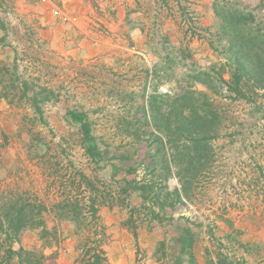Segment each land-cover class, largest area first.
Here are the masks:
<instances>
[{
    "label": "rangeland",
    "instance_id": "374dc122",
    "mask_svg": "<svg viewBox=\"0 0 264 264\" xmlns=\"http://www.w3.org/2000/svg\"><path fill=\"white\" fill-rule=\"evenodd\" d=\"M164 1L0 0V82L8 80L13 106L0 111V162H12L23 177L2 190L26 192L50 209L54 197L40 198L41 176L55 162L61 173L68 167L109 181L110 164L121 177L125 165L143 160L158 168L180 200L168 209L174 221L146 228L145 238H175L177 225L205 237L216 227L204 229L203 223L227 209L242 227H264V74L256 77L259 83L249 82L247 99L233 101L224 85L227 64L236 59L264 71V5ZM181 10L191 18L183 20ZM190 33L202 41L186 44ZM186 45L190 55L184 57ZM25 86L27 96L49 93L50 102L41 103L36 116L21 97ZM69 111L86 113L104 154L97 167L84 155ZM41 218L59 242L72 238L77 253L71 222L50 212ZM117 221L108 238H123ZM38 230L25 229L22 244L40 249Z\"/></svg>",
    "mask_w": 264,
    "mask_h": 264
},
{
    "label": "trees",
    "instance_id": "16d2710c",
    "mask_svg": "<svg viewBox=\"0 0 264 264\" xmlns=\"http://www.w3.org/2000/svg\"><path fill=\"white\" fill-rule=\"evenodd\" d=\"M257 1L264 5V0ZM162 3L166 4L164 0ZM191 15V12L187 13V11L181 10L183 20L186 16L191 18ZM196 33H190L188 40H186L187 34H185L186 44L195 39L202 41V36ZM261 37L264 36L261 35ZM183 55L184 57L190 55L187 45L183 48ZM227 69L229 78L224 82V85L229 95H233L230 98L233 101L247 99L244 90L249 89V82L259 83L258 80H255L256 77L264 74V71L259 67L251 65L248 68L237 59L228 62ZM11 84L13 83L9 80V85ZM8 87L7 85L0 90V98L8 96ZM25 90H27L26 86L21 90V97L26 98L29 103H35L36 97H28ZM48 95L49 93L45 92L42 100L48 99ZM68 114L72 121L78 125L79 140L84 155L97 167L103 161L104 154L95 143L86 113L69 111ZM125 133L129 135V132ZM126 159V157H122V160ZM58 165L59 163L55 162L47 170L50 178L47 188L56 193V199L50 209L36 196L29 198L26 192L11 193L0 188V264H45L47 260L51 259L53 254L47 256L41 250L22 247L13 249V244L19 243L22 232L28 228L39 229L38 239L43 248L58 243L56 231L48 229L45 221L41 218V215L47 212L54 213V216L61 221H69L73 224L74 233L79 238L76 245L77 261L81 264H111L104 250L107 234L106 227L100 220L102 207L127 210L128 217L123 222V226L131 232L135 239L137 230L145 224H163L174 221L173 216H168L166 210L174 211V207L180 202L179 195L168 191L165 178L159 174L158 168L146 165L143 160L137 166L125 165L121 177H118L119 167L110 164L112 174L109 181H105L95 174L89 176L74 168L67 167L61 173L56 167ZM139 170L142 171L141 174L138 172ZM131 176L134 177L129 178ZM133 194H137L140 199L137 206L130 204ZM176 229L180 233L175 238H182L186 248H191L193 238H195L192 230L187 226L178 225ZM217 264H226V262L221 260Z\"/></svg>",
    "mask_w": 264,
    "mask_h": 264
},
{
    "label": "crops",
    "instance_id": "0c3cea01",
    "mask_svg": "<svg viewBox=\"0 0 264 264\" xmlns=\"http://www.w3.org/2000/svg\"><path fill=\"white\" fill-rule=\"evenodd\" d=\"M67 1L77 5H83V3H85V0ZM64 3L65 2H63V4ZM137 3L138 2H136V4ZM123 6L125 7V16H128L127 12L129 10V5L125 3ZM6 83H8V80H3V82L0 83V90L6 87ZM44 95V92H35L31 96H28L36 97V102L29 104L35 116L39 112L38 110L41 111V103L49 100H42ZM0 102V111L5 110L10 112L12 110L13 106L10 104L11 102L8 97L0 98ZM1 105H3L4 108L1 109ZM1 163L2 162H0L1 188L7 189L12 185L10 183L16 185L19 180L23 179L22 176L17 175L16 171L11 169L12 162H7L6 164ZM41 175L43 174L41 173ZM41 178L44 180L45 184L43 196L40 195V198L43 197L42 199L44 200L54 197L55 200V191L47 188L50 181L48 174L41 176ZM132 196L135 197L136 200L132 203L130 198V204L132 206H137L140 203V199L137 194H133ZM166 211L168 215V210ZM226 212V214L220 216L216 213L207 218L202 225L203 228L206 229L207 226L216 228L205 237L193 238L191 248L188 249L184 241L181 240L182 238H145L148 236L145 229L151 230V226L156 223L141 226L137 230V238L135 239L131 232L123 226V222L128 217L127 210L116 207L111 209L102 207L100 209V219L102 224L106 227L107 234L104 250L111 264H217L221 260H225L226 264H264V227L259 229L254 222V224L247 225L248 227H242V224H238V221L234 223V218H230V215L232 217L234 216L229 213L228 209ZM118 215H121L122 218L116 219L115 217H118ZM115 221H117L118 224L116 230L123 238H115V236L108 238L111 235L110 233L115 232V227L113 226ZM234 229L235 232L233 233ZM240 231L244 234L242 235ZM237 232H239V236L235 237V233ZM37 243V248H40L37 250H41L44 255L48 256L53 254L51 257L52 261L48 263L47 260L45 264H81L77 261L78 255L74 251L75 241L72 238L63 241V243L59 242L44 248L40 240L37 241ZM66 243L68 247L62 250L61 246H66ZM159 244L163 247L162 254L157 250ZM19 247L34 249L26 246L24 242L22 244L21 239L19 243L13 244V249H18ZM139 252L140 254H138Z\"/></svg>",
    "mask_w": 264,
    "mask_h": 264
},
{
    "label": "built area",
    "instance_id": "2783aa9c",
    "mask_svg": "<svg viewBox=\"0 0 264 264\" xmlns=\"http://www.w3.org/2000/svg\"><path fill=\"white\" fill-rule=\"evenodd\" d=\"M44 1H45V0H43V2H44ZM53 15H55V16L58 17V18H61V17H62L61 12L58 11V10H54V11H53Z\"/></svg>",
    "mask_w": 264,
    "mask_h": 264
}]
</instances>
